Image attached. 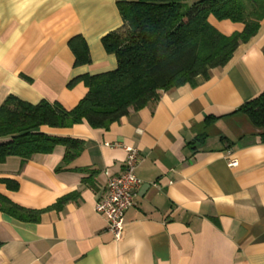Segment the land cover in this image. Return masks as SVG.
Returning <instances> with one entry per match:
<instances>
[{"label":"crops","instance_id":"1","mask_svg":"<svg viewBox=\"0 0 264 264\" xmlns=\"http://www.w3.org/2000/svg\"><path fill=\"white\" fill-rule=\"evenodd\" d=\"M120 1L0 0V104L14 95L73 108L87 88H68L71 79L116 67L101 38L122 28ZM209 21L225 34L240 30ZM78 35L90 62L75 66L68 42ZM262 49L264 20L208 79L162 92L107 130L86 122L40 128L83 140V151L70 161L63 145L25 162L7 158L0 178L19 186L0 183V193L31 209L79 196L38 222L0 212V264H264V134L235 112L264 92ZM124 147L138 151L141 184L116 240L95 204L107 179L123 172Z\"/></svg>","mask_w":264,"mask_h":264},{"label":"trees","instance_id":"2","mask_svg":"<svg viewBox=\"0 0 264 264\" xmlns=\"http://www.w3.org/2000/svg\"><path fill=\"white\" fill-rule=\"evenodd\" d=\"M117 9L122 28L101 38L105 51L114 55L116 67L71 79L68 88L78 82L87 88L73 108L66 109L58 101L30 103L14 95L0 104V164L9 157L25 162L34 154L50 153L56 145L66 148L64 161L74 159L84 149L83 140L49 135L40 128L86 122L91 128L107 130L131 111L156 103L162 92L194 87L199 77L208 79L214 69L229 63L264 20V0H125L117 2ZM209 17L239 25L240 30L225 34ZM68 46L75 66L90 62L82 36L71 38ZM235 112L264 134V92ZM0 183L11 191L19 186L9 178H0ZM78 196L77 191L70 192L43 209H31L0 193V212L38 222L42 213L59 211Z\"/></svg>","mask_w":264,"mask_h":264},{"label":"built area","instance_id":"3","mask_svg":"<svg viewBox=\"0 0 264 264\" xmlns=\"http://www.w3.org/2000/svg\"><path fill=\"white\" fill-rule=\"evenodd\" d=\"M126 158L123 172L111 176L106 181L105 194L95 204V211L106 219L107 230L114 239H120L124 227V214L133 204L141 180L136 176L139 163L138 151L132 147H124ZM235 166L236 161H230Z\"/></svg>","mask_w":264,"mask_h":264}]
</instances>
